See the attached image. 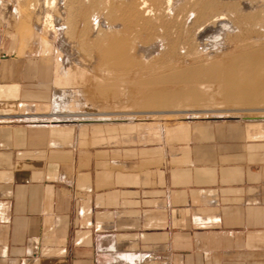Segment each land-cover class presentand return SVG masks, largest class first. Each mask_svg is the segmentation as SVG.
Here are the masks:
<instances>
[{"label": "rangeland", "instance_id": "rangeland-1", "mask_svg": "<svg viewBox=\"0 0 264 264\" xmlns=\"http://www.w3.org/2000/svg\"><path fill=\"white\" fill-rule=\"evenodd\" d=\"M102 1L89 19H99L106 40L103 27L100 36L83 28V9L93 0H0V53L23 56L34 70L42 67L44 95L51 96L48 116L74 125L83 158L99 161L102 185L108 184L109 161H116L118 173H131L135 186H144L147 232L165 226L173 237L210 214L196 205L198 188L218 182L232 161L264 155V145L252 155L243 146L264 138V0H213L211 11L224 17L221 25L203 24L192 0H169L154 19L155 32L143 33L147 40L126 31L124 39L140 41L127 54L130 66L125 56L113 62L114 50H107L110 57L105 51L110 37H122L123 29L112 27L125 26L117 5L130 0ZM49 13L53 26L46 22ZM166 19L171 29L160 27ZM137 71L139 79L116 86L118 95L101 79L109 73L136 77ZM149 263L156 264L150 253Z\"/></svg>", "mask_w": 264, "mask_h": 264}, {"label": "crops", "instance_id": "crops-1", "mask_svg": "<svg viewBox=\"0 0 264 264\" xmlns=\"http://www.w3.org/2000/svg\"><path fill=\"white\" fill-rule=\"evenodd\" d=\"M27 62L0 53V264H150L149 253L156 264H264V155L196 190L210 214L192 229L147 232L144 186L115 160L102 185L74 125L48 116L42 67ZM250 141V153L264 145Z\"/></svg>", "mask_w": 264, "mask_h": 264}, {"label": "bare ground", "instance_id": "bare-ground-1", "mask_svg": "<svg viewBox=\"0 0 264 264\" xmlns=\"http://www.w3.org/2000/svg\"><path fill=\"white\" fill-rule=\"evenodd\" d=\"M52 1V0H51ZM167 1H169V0H130V1H128V2H121L120 1V4L118 3V8L120 9V11H121V18L120 19H122L123 21H125V23H124V25L125 26H122V27H120V26H117V27H115V26H113L112 27V31H114V30H117V31H119V32H121V30L123 29V33H122V37L120 38L119 36H112V37H110L108 40H107V42H106V44H105V40H106V38L108 37V35L106 34V33H104V31L106 32V29L102 26V24L100 23V22H98V20L97 19H92L93 21H90V19H89V13H90V11L92 10V8H94L96 5H99V3H98V0H93V2H92V5H89V6H86V5H84V7H85V9H83V12H82V18H83V24H84V26H83V28H84V30H86V33L88 32V33H93V32H95V30H96V33L98 32V31H100L101 29H102V27H103V32H101L102 33V36H104L103 38H105V40L103 39V43L106 45V48H105V51H106V56H108L109 55V51L107 52V50L108 49H110V50H114V52L112 53V54H110V56H108V57H110L111 58V60H113L114 58L115 59H117V57L118 58H123V56H125L124 58H125V62L126 63H129V66H130V64L133 62L132 61V59L133 58H131L130 56H128L127 54L128 53H131V51L133 52L134 51V48H136V46H138V43L140 42V41H138V43H136V44H132L133 42H130V40L128 41V39L126 40V39H124V37L126 36L125 34H126V31L127 32H133V35H134V38L136 37V35L138 36L137 38H139L140 37V40L143 38V39H146L147 40V35L150 33V34H152V33H154L155 32V25H156V23L154 22V19H160L159 18V16L161 15H163V11H165L164 9L166 8L165 6V4L166 3H168ZM212 1V2H211ZM220 1H222V0H220ZM85 2V1H84ZM99 2H100V0H99ZM101 2H103L102 0H101ZM107 2V1H106ZM205 3L206 5L205 6H203V5H201L200 6V3L202 4V3ZM200 1V0H195V1H193L192 0V2H190V4H191V6L197 11V15H198V17L197 18H199V19H201L202 20V23L204 24H209V23H212V22H214V23H216V24H220L221 25V23H224L225 21H224V17H222V16H220L219 14H217V13H213L211 10H215V9H213V7L215 8V3H214V1L213 0H206V1ZM86 3V2H85ZM217 3V2H216ZM229 3V2H228ZM234 3V2H233ZM83 5V3L81 2L80 3V6H81V9L83 8L82 7V5ZM103 4V3H102ZM107 4V3H106ZM213 4H214V6H213ZM219 5H220V3H219ZM102 6H104V5H102ZM109 6V5H108ZM117 6H116V8H117ZM200 6V7H199ZM203 6V7H202ZM224 6H225V4H224ZM259 6V5H258ZM101 7V6H100ZM114 8H115V6H113ZM165 7V8H164ZM178 7V6H177ZM105 8V7H104ZM107 8V7H106ZM169 8V7H168ZM107 9H110L109 7L107 8ZM113 9V8H112ZM112 9H110L111 11H112ZM170 9V8H169ZM217 9V8H216ZM232 9V8H231ZM54 10V9H53ZM97 10H99L98 8H97ZM104 10V9H103ZM193 10V9H192ZM252 11V10H251ZM64 12V11H63ZM70 12V11H69ZM101 12V11H100ZM107 12H108V10H107ZM107 12H105V13H107ZM116 12V11H115ZM160 12H162V13H160ZM169 12V11H168ZM109 13H111V12H109ZM109 13H107L106 15H108ZM114 13V12H113ZM119 13V12H118ZM117 13V14H118ZM160 13V14H159ZM61 14V13H60ZM117 14H115V15H117ZM221 14V13H220ZM66 15V14H65ZM111 16H112V14H110ZM166 15V14H165ZM170 15V14H169ZM52 15L49 13V14H47V16H46V22H48V24L50 23V25L51 26H53V23H52ZM115 17V16H114ZM166 17V16H165ZM184 17V16H183ZM189 17V16H188ZM193 17V16H192ZM230 17H232L231 15H230ZM66 18V17H65ZM68 18V17H67ZM70 18V17H69ZM116 18V17H115ZM162 18V17H161ZM170 18V17H169ZM174 18V17H173ZM172 18V19H173ZM181 18V17H180ZM228 18V17H227ZM78 19H80V18H78ZM165 19V18H164ZM45 20V19H44ZM107 20H108V18H107ZM161 21V20H160ZM69 22V21H68ZM82 22V21H81ZM104 22V21H103ZM110 22H111V20H110ZM159 22V21H158ZM157 22V25L158 24H160V23H158ZM162 22V21H161ZM199 22H201V21H199ZM233 22V21H232ZM241 22V21H240ZM245 23V22H244ZM61 24H62V22H61ZM119 24H120V22H119ZM122 24V23H121ZM190 24V23H189ZM192 24V23H191ZM190 24V25H191ZM227 24V23H226ZM60 25V24H59ZM107 25V24H106ZM166 27V28H169L170 27V25H171V21H167V19L166 20H164L163 22H162V24H160V27ZM175 25V24H174ZM177 25V24H176ZM175 25V26H176ZM195 25H197V24H195ZM70 26V25H69ZM108 26V25H107ZM173 26V25H172ZM174 26V27H175ZM178 26H179V24H178ZM189 26V25H188ZM194 26V25H193ZM95 27H96V29H95ZM100 27V30H98L97 31V29ZM173 27V28H174ZM197 27V26H196ZM208 26H206V28H207ZM57 28V27H56ZM75 28V27H74ZM114 28V29H113ZM118 28H120V29H118ZM124 28H126V29H124ZM132 28V29H131ZM153 28H154V30H153ZM159 28V27H158ZM223 28V27H222ZM51 29V28H50ZM156 29H157V27H156ZM170 29H171V27H170ZM169 29V30H170ZM187 29H189V28H187ZM194 29V28H193ZM209 29V28H208ZM129 30V31H128ZM151 30H153L154 32H150ZM167 30V32H168V29H166ZM165 30V31H166ZM223 30H225V29H223ZM67 32V31H66ZM116 32V31H115ZM156 32H157V30H156ZM85 33V34H86ZM95 33V34H96ZM108 33V32H107ZM111 33V32H110ZM116 33H118V32H116ZM116 33H114V34H116ZM143 33H145V34H147V35H144ZM158 33V32H157ZM156 33V34H157ZM165 33V32H164ZM196 33V32H195ZM215 33V32H214ZM217 33V32H216ZM251 33V32H250ZM56 34V33H55ZM100 36V34L99 33H97V35L96 36ZM151 35H149V37H150ZM169 36H170V33H169ZM168 36V37H169ZM240 36V35H239ZM86 37V36H85ZM171 37V36H170ZM193 37V36H192ZM212 37V36H211ZM83 38V37H82ZM90 38V37H89ZM102 38V37H101ZM133 39V36L131 37V40ZM188 39V38H187ZM86 40H87V38H86ZM89 40V39H88ZM93 40V39H92ZM149 40V39H148ZM244 40V39H243ZM100 41V40H99ZM135 41V40H134ZM145 41V40H144ZM175 41V40H174ZM93 42V41H92ZM146 42V41H145ZM149 42V41H148ZM177 42V41H176ZM246 42V41H245ZM102 43V41H100V43H99V46L100 45H102L103 44ZM150 43H152V42H150ZM182 43V42H181ZM258 43V42H257ZM140 44V43H139ZM98 45V44H97ZM95 46V45H94ZM140 46V45H139ZM175 46H177V45H175ZM207 46V45H206ZM249 46V45H248ZM90 47V46H89ZM92 47H93V45H92ZM102 47V46H101ZM171 47V46H170ZM218 47V46H217ZM87 48V47H86ZM97 48V47H96ZM78 49V48H77ZM89 49V48H88ZM100 49V48H99ZM139 49H140V47H139ZM208 49V48H207ZM215 49V48H214ZM259 49V48H258ZM153 50V49H152ZM97 51V50H96ZM95 51V52H96ZM139 52H140V50H139ZM139 52H137V53H139ZM227 52V51H226ZM252 53V52H251ZM153 54V53H152ZM174 54V53H173ZM204 54V53H203ZM175 55H176V52H175ZM179 55V54H178ZM126 56H128V57H126ZM192 56V55H191ZM244 56V55H243ZM195 57V56H194ZM254 57V56H253ZM246 58H248V57H246ZM114 59V60H115ZM113 60V62H115ZM118 60V59H117ZM121 60V59H120ZM98 61V60H97ZM123 61V60H122ZM138 61V60H137ZM160 61V60H159ZM99 62V61H98ZM124 62V63H125ZM153 62V61H152ZM158 62V61H157ZM109 63V62H108ZM112 63V62H111ZM118 63H120L119 62V60H118ZM147 63V62H146ZM159 63V62H158ZM203 63V62H202ZM114 64V63H113ZM142 64V63H141ZM164 64H166V63H164ZM93 65V64H92ZM167 65V64H166ZM153 67V66H152ZM159 67H161V66H159ZM102 68V67H101ZM126 68V67H125ZM143 68H144V66H143ZM147 68H148V66H147ZM177 68V67H176ZM175 70V69H174ZM181 70V69H180ZM198 70H199V67H198ZM109 71V70H108ZM126 71V70H125ZM201 71V70H200ZM133 72V71H132ZM190 72V71H189ZM114 73V72H113ZM116 73H118V71L116 72ZM135 73V72H134ZM139 72L137 71L136 72V77H134V75L133 76H131L130 77V73L129 74H126V77H124V75L122 76H117V75H115V77H112L113 75H111L110 73L108 74V76H104L103 75V77H101V79H103L104 81H105V85L106 86H112L113 88H114V90H115V88H116V86L117 85H119L122 81H125V80H128V78L129 79H131L132 81H135V79L137 78V79H139V77H138V74ZM107 75V74H106ZM111 75V76H110ZM119 75V74H118ZM181 76V75H180ZM148 77V76H147ZM142 80V79H141ZM181 81V80H180ZM138 83V82H137ZM210 85V84H209ZM233 86V85H232ZM124 87V86H123ZM132 88V87H131ZM123 89V88H122ZM195 89H196V87H195ZM202 89V88H201ZM223 90V89H222ZM117 91H118V88H117ZM116 90L114 91L115 92V94L114 95H118ZM120 91V90H119ZM131 93V92H130ZM66 96H68V95H66ZM62 98V97H61ZM60 98V99H61ZM68 98V97H67ZM67 98H66V100H67ZM217 98V97H216ZM59 99V100H60ZM64 99V98H63ZM63 99H61L62 101H63ZM173 99V98H172ZM59 103V102H58ZM168 103V102H167ZM165 104V103H164ZM169 105V104H168ZM180 105V104H179ZM155 106V105H154ZM165 106H166V104H165ZM182 105H180L179 107H181ZM213 106H214V104H213ZM223 107V106H222ZM177 111V110H176ZM244 111V110H243ZM103 112V111H102ZM81 114V113H80ZM83 114V113H82ZM53 117H57V118H61V117H63V116H59V115H53ZM121 117V116H120ZM88 119V118H87ZM91 119V118H90Z\"/></svg>", "mask_w": 264, "mask_h": 264}]
</instances>
